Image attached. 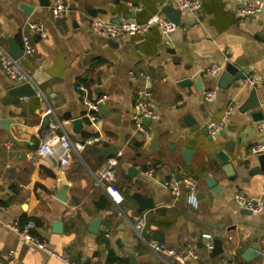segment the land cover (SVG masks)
Returning a JSON list of instances; mask_svg holds the SVG:
<instances>
[{"label": "crops", "instance_id": "obj_1", "mask_svg": "<svg viewBox=\"0 0 264 264\" xmlns=\"http://www.w3.org/2000/svg\"><path fill=\"white\" fill-rule=\"evenodd\" d=\"M200 1V11L182 10L174 33L166 35L155 27L127 35L113 47L111 39L91 30L92 19L145 22L152 15H165L167 6L179 9L175 0H65L67 12L57 19L51 15L52 0H0L1 41L10 50L11 39L22 46L23 34L30 35L36 53L23 54L19 62L39 91L5 103L14 85L0 65V264H62L8 227L30 219L42 240L85 264H179L151 251L148 243L160 234V242L172 247L191 245L200 255L191 264H264V211L243 213L235 201L237 193L264 197V170L255 172L263 167L261 155L251 153L254 143L264 142V130L259 129L264 121L259 114L264 113V14L241 12L247 3L264 0ZM130 4L142 9L134 12ZM125 12L133 18H124ZM34 21L45 25L46 38L26 26ZM229 62L255 75L256 86L244 87L240 80L222 89L219 77L206 75L211 65ZM145 88L160 118L147 125V134H140L133 116L137 93ZM253 88L261 104L243 111ZM210 89L217 95L207 101L203 92ZM85 96L103 100L99 121L88 118ZM232 100L235 109L225 129L212 136L208 123L221 119ZM64 119L71 120L65 126L71 139L100 140L80 154L41 155L44 130ZM76 119L82 120L79 129L73 124ZM111 146L118 152L107 157L101 149ZM185 149L191 151L188 161ZM113 161L115 180L104 182L105 188L97 186L96 175ZM228 164L235 180L223 169ZM173 174L197 181L198 208L188 203L184 185L178 195L165 188L164 181ZM62 176L68 184L66 202L58 198ZM208 177L217 181L220 193L208 186ZM111 187L121 191L123 202L117 205L109 197L107 207L99 209L95 201ZM139 197L152 199L153 207L140 212ZM142 216L146 227L138 238L134 223ZM98 217L101 226L94 235L89 229ZM205 232L222 240V254L210 256ZM254 245L260 255L245 260L242 255Z\"/></svg>", "mask_w": 264, "mask_h": 264}, {"label": "built area", "instance_id": "obj_2", "mask_svg": "<svg viewBox=\"0 0 264 264\" xmlns=\"http://www.w3.org/2000/svg\"><path fill=\"white\" fill-rule=\"evenodd\" d=\"M51 15L53 18H62L67 12V6L65 0H52ZM177 7L180 10H186L190 12L200 11L203 7V3L200 0H175ZM130 9L134 12H138L142 9L141 5L130 4ZM264 7L263 3L253 4L247 3L241 10L244 15H257L262 12ZM26 26L36 32L41 38L47 37V31L45 25L41 22H28ZM160 29L166 35L174 33L178 26L163 14H155L149 17L145 22H138L136 20L128 19L120 23H105L97 19H92L90 23L91 30L97 34L114 41H120L127 35L134 34H145L151 31L153 28ZM22 49L23 54L26 56H33L36 53L35 45L29 34H23L22 36ZM0 65L5 75L12 81L14 86L32 83L34 84L33 76L30 75L20 64L19 60L16 59L11 51L4 46L1 41L0 33ZM225 63H215L206 69V75L210 77H219L225 69ZM258 79L255 75H247L242 80L244 87L252 88L255 87ZM82 91H86L83 85L78 87ZM151 91L147 88L141 89L137 93L135 102V111L133 116L134 126L136 132L140 134H147V125L145 119L151 121L159 120L160 116L158 112L151 106L150 98ZM217 95V90L210 89L203 92V98L207 101H212ZM101 99L91 100L88 97H84V103L88 107V118L92 122H97L100 119L101 114ZM235 109L234 101H230L225 109L224 116L217 121H210L207 125L208 131L212 136L220 134L226 127L227 119ZM264 111V107H263ZM71 123L70 119L56 120L51 122L46 130H44L42 142L40 144L39 152L43 156H51L60 158L63 154L69 151H75L80 154L87 145L98 142L100 139L96 136H90L82 140H73L70 138L65 126ZM259 129L264 130V121L259 124ZM7 148H11V142L6 143ZM251 153L254 155L264 154V142L254 143L251 147ZM115 161L109 163L103 168L95 177V184L97 186L104 187V182H112L115 180ZM164 186L174 195H178L181 190V185H184L187 189V200L193 208L199 207V196H198V183L190 176H183L179 179L177 174H173L168 180L164 181ZM105 192L109 195L111 200L120 205L124 200V196L121 191L115 187L106 189ZM236 204L241 209L250 210L252 213H261L264 211V197L260 196L257 198L247 197L242 193L235 195ZM0 208H3L0 199ZM8 227L16 232L19 237L28 244L34 245L41 249L43 252L53 257L62 264H85L84 262L73 261L67 253H61L53 249L47 242L42 240L35 230L37 224L33 219L28 220L25 224L14 222L9 224ZM146 227V218L140 217L135 221L134 228L136 234L143 238V231ZM205 241V248L209 252L214 250V236L211 233L205 232L202 234ZM151 251L162 260H175L179 264H191L192 260H198L200 255L195 251L191 245H187L183 249L175 248L168 245L165 242L152 241L148 243ZM15 252H13V255Z\"/></svg>", "mask_w": 264, "mask_h": 264}, {"label": "water", "instance_id": "obj_3", "mask_svg": "<svg viewBox=\"0 0 264 264\" xmlns=\"http://www.w3.org/2000/svg\"><path fill=\"white\" fill-rule=\"evenodd\" d=\"M29 10H31L29 7H27V8L25 7V11L27 13H30ZM164 13L177 26L180 24L182 10L176 9L172 6H167L164 8ZM261 13L264 14V7H263ZM133 16H134L133 13H129V12H125L123 14L124 18H133ZM113 22L120 23L121 17H116ZM110 43H111V46H113V47H117L119 44L118 41H114L112 39L110 40ZM10 51L13 54V56L18 60H20L23 56L22 46H20L13 39L10 40ZM246 76L247 75L245 74L244 71L240 70L236 65H234V63L229 62L225 65L224 71L219 76V87L222 89H228L231 86H233L237 81L245 79ZM184 82L190 83L191 81L187 80ZM185 83H183V84H185ZM38 92H39L38 88L32 83H25V84H21V85H17V86H10L9 90H8V96L5 99V103L8 104L17 98L37 96ZM260 104H261V101L258 97L257 89L253 88L251 93H250L249 99L243 105L242 110L247 111V110H251V109H256L260 106ZM259 114H260L261 118H264L263 112H261ZM150 122H151L150 119H145L146 125H149ZM3 123L8 124L9 120H5ZM73 124L77 129H79L82 125V120L76 119L73 122ZM155 144L158 145L159 142H155ZM227 148L229 149V146H227ZM117 150L118 149L115 146H111L109 148H102L101 149V151L107 157H110V156L117 154V152H118ZM183 155L186 157V160L188 161L187 158H189L191 156V151L188 149H185L183 151ZM260 161L262 162L263 167L260 169H255V172H261L262 170H264V154L260 156ZM223 169L226 172V175H227V177H229L230 180H235V173L233 172V166L232 165L228 164ZM181 178L182 177H180V179ZM206 182H207L208 186L213 188L217 193L221 192V188L218 187L217 181L214 178L208 177L206 179ZM67 190H68V184L63 179V176H62V180L60 182V190H59L58 198L64 202L68 201V198H69ZM109 200H110L109 195L106 192H103V194H101V196L95 201V204L99 209H105L109 203ZM138 203H139L140 212H143L147 209H150L154 205L152 199L145 198V197H139ZM243 213L252 214V212L250 210H247V209H243ZM101 221H102L101 217H98L92 221L91 227L89 229L92 234L96 235L99 232V229L101 226ZM137 237L139 238V236H137ZM154 239H156L157 241H163L164 240L163 235H161V234L155 235ZM222 244L223 243H222L221 239H215L214 240V250L210 253V256L216 257V256L222 254L224 251ZM259 255H260V248H259V246L254 245L253 247L247 249L242 256L245 260L249 261L253 258L258 257ZM133 264H136V263L134 262Z\"/></svg>", "mask_w": 264, "mask_h": 264}]
</instances>
